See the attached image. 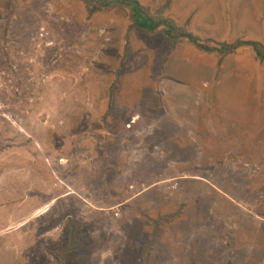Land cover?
<instances>
[{
  "label": "rangeland",
  "instance_id": "obj_1",
  "mask_svg": "<svg viewBox=\"0 0 264 264\" xmlns=\"http://www.w3.org/2000/svg\"><path fill=\"white\" fill-rule=\"evenodd\" d=\"M101 1L0 0V264H264V227L250 220L264 200V59L248 44L264 48V0H133L136 13L176 30L141 29L139 40L122 30L131 13L113 0L90 15ZM184 32L203 46L243 45L204 52ZM117 54L126 60L115 70ZM176 77L198 80L181 92ZM151 130L179 150L149 149ZM249 180L262 190L235 191ZM156 194L161 207L148 203ZM187 198L185 238L153 236L148 216L171 215ZM201 204L215 221L197 214ZM90 243L108 244L98 252L106 262Z\"/></svg>",
  "mask_w": 264,
  "mask_h": 264
},
{
  "label": "trees",
  "instance_id": "obj_2",
  "mask_svg": "<svg viewBox=\"0 0 264 264\" xmlns=\"http://www.w3.org/2000/svg\"><path fill=\"white\" fill-rule=\"evenodd\" d=\"M110 1L111 0H102L100 2V5H99L98 8H93V9L90 10V15L93 14L94 12H96V11H99L101 8H105V9L109 8L110 7ZM113 1H114V4L111 7H113V6H115L117 4L118 6L125 7L129 11V13H131L130 19H131V21L134 24L132 26V28L139 27L141 29H145V30L153 33L154 29L161 27L162 28V30H160L161 33H163V34L166 33L167 36H170L171 31L172 32L176 31L175 27L173 26V24L170 21H167V20L156 21L155 18H151L149 15H148V17H146L145 14L136 13L135 12L136 8H140V6H139L140 4L139 5L137 4L138 2H134L133 0H113ZM146 11H148V9ZM133 15H135L136 20H134V18H133L134 16ZM143 19H148L151 23L154 22L153 25H152V28H149V24H146L145 21H142ZM183 35H185L183 37L187 38V40L189 42H191L192 44H194L198 49H200V50H202L204 52H209V53L219 52L220 54H229V52L233 51L237 47L236 45L242 44V43H238V44L232 46V45H229V44L223 42V43H217L216 44L217 46H211V45L210 46H207V45L203 46L199 42V39L197 37H195L194 35H192L191 33L184 32ZM248 44L254 46L255 47L254 49L256 50V52L258 54L262 53V54H260V56L262 57V59H264V53H263L264 48H262V46L260 44H258V43H248ZM170 128L172 129L174 127H172L170 125ZM174 129L178 130L179 128L175 127ZM169 143H171V142H169V141L166 142V146L177 148V149L180 148V143H175V142H173V144H169ZM167 144H169V145H167ZM185 145H189V144L186 143ZM164 154H165V158H167L168 160L171 159L172 154L167 155L166 152ZM154 156H157V157H153L152 158V161L154 162V165L157 166L158 168H160V167L162 168L159 158L162 159L163 155L158 153V154H154ZM207 169H209V168L207 167ZM216 171H217V169H215L214 166L211 167L209 171L205 170L206 173H209V175H208L209 178H211L210 174H214L213 172H216ZM148 173H149L148 168L147 167H142V174H148ZM161 175H162L161 173L155 175V176H158L157 181H159ZM190 175H192V173H190ZM218 182H220L219 179L213 180V184L215 186H217L219 189H221V186L219 187V185L217 184ZM197 183L199 185H202L199 182H192V184L195 185V186L197 185ZM252 184H253L252 182H249L247 185H245V186L243 185L244 188L243 187H238V188L239 189L243 188L241 193L245 194V192H247V191H249L251 189L250 185H252ZM232 185L234 186V185H241V184L240 183L230 184L229 187L232 186ZM202 189H204V188H202ZM244 189H246V190H244ZM256 190H258V189H256ZM115 193L119 194V192H115ZM225 193H226V190H225ZM153 197H155L154 200H151L148 203L152 202L153 204H158V206L161 207L163 205V203L159 204V203H156V202L159 199H162V198H160L159 195L157 196V194L154 195ZM118 198H117V202L121 201L120 203H122V202L125 203L126 199L123 200L124 198H121V200H118ZM191 203H193V201L189 200L188 198L186 200H184V202H180L179 208L176 211L171 212V215H164V216H157V217H153V216L149 215L148 218H151L150 220H152L151 221L152 222L151 225H152V233H154L153 236H155L156 233H159L160 231H161V233L165 234L166 230L169 231L170 229L173 232H176L179 235V237H181V236L184 237L183 236L184 233L188 234V231H189L188 230V225L183 222L184 219L182 217H180V215L185 212V211H183L184 209L187 210V208L190 207ZM201 206L205 210V212L199 210L200 213H197V214H200L202 217H204L206 219H211L213 221H215L214 219H217L215 214H210V212H209L210 211V205L209 204H201ZM197 207L200 208V205L197 206ZM192 214L194 215L195 212L192 211ZM124 222L127 223L128 220H125ZM207 224H210V223L207 222L206 225ZM157 239H158V237H156L155 242H152V240H151L150 244L151 245H154L155 243L157 244L158 243ZM58 264H63V259L62 258L58 261Z\"/></svg>",
  "mask_w": 264,
  "mask_h": 264
},
{
  "label": "crops",
  "instance_id": "obj_3",
  "mask_svg": "<svg viewBox=\"0 0 264 264\" xmlns=\"http://www.w3.org/2000/svg\"><path fill=\"white\" fill-rule=\"evenodd\" d=\"M144 7V6H143ZM129 21H131V20H129ZM135 23V22H134ZM133 24H132V22H129V24L126 26V24H124V27H123V29L122 30H126V29H128L129 28V31H132V33L131 34H137L138 35V37H137V39H136V37H135V39L136 40H139L138 38L140 37V36H143L146 32H144L143 30H141V28H139V27H135L134 29H132L131 28V26H132ZM122 34L123 35V38H124V41H126V37H127V35H126V31H120L119 32V34ZM243 52H245L246 54H249V50H244ZM238 54H239V51H238ZM243 54V53H242ZM97 55V58L98 59H107V58H112V57H114L115 56V54H102V55H100V54H96ZM125 60H126V57H125V54H117L116 55V62H115V65H116V68H115V70H117V69H121V68H123V65H124V63H125ZM52 64V63H51ZM183 65H187V63H184ZM54 66L56 67V65L54 64ZM200 66V65H199ZM58 67V66H57ZM56 67V68H57ZM67 67V66H66ZM188 67H190V66H188ZM194 67V66H193ZM59 68V67H58ZM195 80H198V78L197 77H195V78H192L191 80H187V81H190V82H187L186 80H184V84H182L181 83V80L180 79H178L177 77H176V79H174L173 80V86L178 90V91H183L184 89H188L189 90V87L191 86V85H193L196 81ZM200 81H201V79H200ZM71 82V81H70ZM74 84V83H73ZM122 86H124V85H120L119 87H122ZM68 89H70V91H71V88L70 87H68ZM103 95H104V93H103ZM73 97H74V99L75 98H78V99H80L81 101L83 100V98H82V94H80V93H74L73 94ZM182 105V104H181ZM95 106H98L97 105V103H96V105ZM110 106H112V105H110ZM176 107H178V109L177 110H175L174 111V113H175V116H178V117H182V110L184 111V109H183V106L182 107H179V105H177ZM95 109V108H94ZM117 109V108H116ZM166 110V109H165ZM164 110V111H165ZM168 110V109H167ZM94 111V110H93ZM179 113V114H178ZM153 118H151V117H148V120L149 121H153L152 120ZM130 120H131V118H130ZM179 120V119H178ZM111 123H116V122H120L121 123V125L124 127L126 124H130V123H132V121L133 120H131L130 122L129 121H126L125 119H122V118H118V116L116 117V116H114V117H112L111 118ZM142 121H146V120H142ZM170 123H172V124H174L173 123V121H169ZM137 123V122H136ZM133 124L132 123V130L131 131H134V133L136 132V133H138L139 131H140V129H139V123H137V124ZM170 123H169V126H170ZM159 124V123H158ZM127 128H129V127H127ZM161 129L164 131L165 129L163 128V127H161ZM174 129V128H173ZM167 130H168V127H167ZM166 130V131H167ZM155 131V130H154ZM153 130H151V132L150 133H145V136H144V138H147L148 139V142H147V147H149V149L150 148H155L154 146L157 144V145H162V144H159V143H163V144H165L166 145V142H168L170 139V136H168V135H164V136H162V135H160V134H158L157 136H152L151 138H149V136H151L152 134H153V132H154ZM175 132V131H174ZM169 134V133H168ZM153 139H157L158 141H154ZM160 140H164V142L163 141H160ZM137 143H139V139L137 138L134 142H133V144H137ZM155 152V151H154ZM171 162V161H170ZM247 181H248V179H247ZM250 182H252L253 184L252 185H250V187L252 188V189H255L254 190V195L253 196H255V194H257L258 192L257 191H259V190H262V186L259 184V183H256L255 181H257V180H249ZM259 182H260V180H259ZM256 183V184H255ZM213 187H214V191L217 193V195H221V193L223 192V190H221V192L219 191V188L217 187V186H215L214 184L212 185ZM261 186V187H260ZM211 188V187H210ZM256 189H258V190H256ZM133 190V189H132ZM245 190V189H244ZM235 191H238V192H240L241 193V191L242 190H235ZM114 193V195H115V191L113 192ZM224 194V196H226L228 193L226 192H223ZM250 195V191H247V192H245V195H248V194ZM222 195V196H223ZM223 196V197H224ZM227 197V196H226ZM221 198V197H220ZM225 198V197H224ZM264 198V197H263ZM226 200H228V198H225ZM256 199H257V197H256ZM214 202L216 201V203L218 204V202H219V199L218 198H216L215 200H213ZM243 202H249V203H252L251 201H248L247 199L246 200H244ZM124 204V203H123ZM122 204V205H123ZM121 205V206H122ZM257 211H256V216H255V212H254V216L253 217H251L250 218V220L252 221V222H254L255 224H256V231H258L259 229H258V227H264V209H263V207H264V200L263 199H261V201H259L258 202V204H257ZM224 208V207H223ZM223 208L222 209H220V208H218L217 207V210L220 212V210H222L223 211ZM212 211H214V213H210V214H215L216 215V213L217 212H215V210L214 209H210V211L209 212H212ZM222 212H220V215H224V214H221ZM105 216H107V217H110V216H112L111 214H109L108 213V215H106V214H104ZM117 216V215H116ZM225 216H227V215H225ZM247 228V227H246ZM104 245H105V247H101V244L100 245H94V243L93 244H90L91 245V247H93V249H94V251L95 252H97V255L99 256V254H98V252H101V250L102 249H107L108 248V244H106V243H103ZM97 246V247H96ZM76 248V247H75ZM78 249V248H77ZM100 257V256H99ZM145 257H146V255H145ZM118 259H120L119 257H117V258H115V259H113L111 262H117V260ZM96 260H102V261H104V262H106V259L104 258H99V259H96ZM124 262H125V260H124ZM126 263V262H125Z\"/></svg>",
  "mask_w": 264,
  "mask_h": 264
},
{
  "label": "clouds",
  "instance_id": "obj_4",
  "mask_svg": "<svg viewBox=\"0 0 264 264\" xmlns=\"http://www.w3.org/2000/svg\"><path fill=\"white\" fill-rule=\"evenodd\" d=\"M90 244H93V243H90ZM81 249V248H80Z\"/></svg>",
  "mask_w": 264,
  "mask_h": 264
}]
</instances>
